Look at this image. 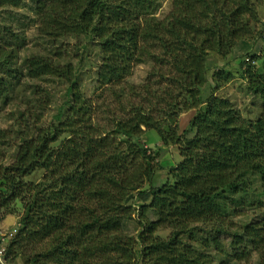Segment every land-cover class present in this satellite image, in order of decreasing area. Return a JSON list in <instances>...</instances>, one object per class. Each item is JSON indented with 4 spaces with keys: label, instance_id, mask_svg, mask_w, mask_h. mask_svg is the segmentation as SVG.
I'll list each match as a JSON object with an SVG mask.
<instances>
[{
    "label": "trees",
    "instance_id": "1",
    "mask_svg": "<svg viewBox=\"0 0 264 264\" xmlns=\"http://www.w3.org/2000/svg\"><path fill=\"white\" fill-rule=\"evenodd\" d=\"M27 1L42 40L80 39L83 51L97 43L96 81L110 89L113 119L110 130L92 128L96 107L71 68L27 61L31 79L67 82L66 115L58 127L22 140L15 162L0 168V210L23 205L7 262L230 264L255 258L264 264V75L256 67L258 61L264 67V47L249 58L253 64L240 63L248 88L263 101L257 120L245 121L230 103L212 99L231 77L222 59L248 48V40L264 39L258 17L264 0H171L162 19L155 16L162 0H0V9ZM144 62L152 63L145 83L129 84L132 67ZM212 68L214 87L204 102ZM189 111L195 115L180 132L175 117ZM160 118L173 124L161 129ZM146 130L178 150V164L163 169L159 152L135 142ZM37 171L44 173L42 182H24ZM162 171L160 186L140 190ZM247 209L258 215L236 229L231 219ZM129 225L137 227L134 235Z\"/></svg>",
    "mask_w": 264,
    "mask_h": 264
},
{
    "label": "rangeland",
    "instance_id": "2",
    "mask_svg": "<svg viewBox=\"0 0 264 264\" xmlns=\"http://www.w3.org/2000/svg\"><path fill=\"white\" fill-rule=\"evenodd\" d=\"M170 2L171 0H162L160 9L155 16L160 19L164 18L169 12ZM32 4L27 1L19 9L8 7L0 9V50L1 48L6 49V44H9L8 50H10L8 54L0 56V61L6 63V65L0 64V82L3 83L4 92V96L0 100V168L10 167L15 162L22 140L36 137V134L42 129L58 127L66 115L64 104L67 82L53 77L37 79L28 77L30 70H28L27 61L31 58L46 59L60 67L71 68L76 75L82 95L93 103L94 108L96 107L97 114L94 119L98 125L92 124V128L98 126L110 130L113 119V115H110L107 110V106L114 102L110 96V89L100 87L96 81L95 72L100 65L97 43L93 42L89 50L83 51L81 48L83 41L80 39L67 38L53 44L42 40L38 37V18L31 10ZM258 17L261 24L264 23V4L258 7ZM258 27L262 29L260 24ZM258 31L260 32V30ZM246 45L249 47H242L240 50L236 48L232 56L222 59L228 63L231 77L228 82L221 84L213 91L212 99L230 103L243 120L254 122L262 112L263 101L248 88L241 75L240 63L243 60V62H247L252 56H259L264 47V39L255 37L248 40ZM57 48L59 53L55 52ZM2 52L4 51L2 50ZM80 56H84V63L80 62ZM256 65L258 73L264 75V67H260L261 63L258 61ZM151 70L152 63L144 62L134 65L125 80L131 85H142ZM213 70L212 68L208 74V85L203 88L204 102L207 101L210 90L214 87L211 77ZM156 79L163 82L162 78L157 75ZM194 115L195 111H189L175 117V123H177L180 132L187 128ZM160 124L161 129H164L173 122L168 118L166 121L162 120ZM193 135L194 133L191 132L188 136L192 137ZM141 141L147 143L145 147L150 148L149 152L153 154L159 152V164L164 167L163 169L175 166L181 160L176 148L161 145L156 131H144L141 139L135 140L137 143H141ZM58 144L59 142L53 144L52 147L57 148ZM43 175L42 171H37L32 176L25 178L24 182L34 184L42 182ZM159 180L164 182L165 171L160 172L151 185L143 183L140 190L160 186ZM135 204L138 205L139 202L135 200ZM22 215L23 205L19 202H11L6 209L0 210V223L3 230L18 228L17 222ZM256 215H258L257 211L247 209L242 211L241 216L233 217L231 220L237 229L253 221ZM136 229L137 227L129 225L127 231L134 235ZM165 233L167 232L160 233V236L165 237ZM224 242L227 241L224 240ZM26 252V254H33V252L30 253V250ZM21 261L19 259L11 260L10 264H23ZM6 263L9 264L7 261ZM225 264L228 263L225 261ZM230 264H255V258L247 263Z\"/></svg>",
    "mask_w": 264,
    "mask_h": 264
},
{
    "label": "built area",
    "instance_id": "3",
    "mask_svg": "<svg viewBox=\"0 0 264 264\" xmlns=\"http://www.w3.org/2000/svg\"><path fill=\"white\" fill-rule=\"evenodd\" d=\"M17 228H9L8 231H4L0 223V264H7L5 261V251L9 241H11L17 234Z\"/></svg>",
    "mask_w": 264,
    "mask_h": 264
},
{
    "label": "clouds",
    "instance_id": "4",
    "mask_svg": "<svg viewBox=\"0 0 264 264\" xmlns=\"http://www.w3.org/2000/svg\"><path fill=\"white\" fill-rule=\"evenodd\" d=\"M247 63H250V64H253V61H251V59H249L248 61H247ZM6 257V256H5ZM6 259V258H5ZM7 261V260H6Z\"/></svg>",
    "mask_w": 264,
    "mask_h": 264
},
{
    "label": "crops",
    "instance_id": "5",
    "mask_svg": "<svg viewBox=\"0 0 264 264\" xmlns=\"http://www.w3.org/2000/svg\"><path fill=\"white\" fill-rule=\"evenodd\" d=\"M1 226H2V224H1Z\"/></svg>",
    "mask_w": 264,
    "mask_h": 264
}]
</instances>
